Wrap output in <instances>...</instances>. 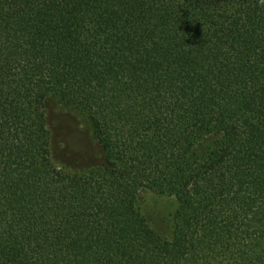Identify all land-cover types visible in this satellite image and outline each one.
I'll list each match as a JSON object with an SVG mask.
<instances>
[{"label": "trees", "instance_id": "trees-1", "mask_svg": "<svg viewBox=\"0 0 264 264\" xmlns=\"http://www.w3.org/2000/svg\"><path fill=\"white\" fill-rule=\"evenodd\" d=\"M49 99L100 166H54ZM0 264H264V0H0Z\"/></svg>", "mask_w": 264, "mask_h": 264}, {"label": "rangeland", "instance_id": "rangeland-1", "mask_svg": "<svg viewBox=\"0 0 264 264\" xmlns=\"http://www.w3.org/2000/svg\"><path fill=\"white\" fill-rule=\"evenodd\" d=\"M45 112L51 137V158L57 169L69 174L88 173L103 163L102 150L84 113L57 99L46 102ZM138 209L156 234L171 237L176 210L173 198L143 193Z\"/></svg>", "mask_w": 264, "mask_h": 264}]
</instances>
